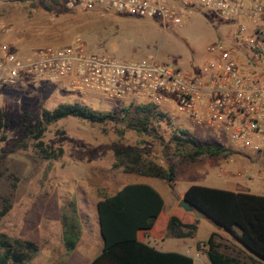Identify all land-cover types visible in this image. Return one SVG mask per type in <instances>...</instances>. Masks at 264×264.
<instances>
[{"label":"rangeland","instance_id":"374dc122","mask_svg":"<svg viewBox=\"0 0 264 264\" xmlns=\"http://www.w3.org/2000/svg\"><path fill=\"white\" fill-rule=\"evenodd\" d=\"M236 26L200 7L182 24L173 26L115 13L101 16L68 11L60 5L45 12L39 0H0V44L22 55L42 46L66 45L79 37L88 54L198 72L209 56L210 45L238 42ZM130 101L71 92L65 81L22 78L9 86L0 84V109L7 123L0 141V199L8 198L10 202V210L0 220V232L36 244L37 252L27 264H89L98 254L101 239L95 203L125 184L144 179L111 168L114 147L145 153L159 166L172 168L171 182L147 180L164 202L162 217L178 204L190 185L264 193L256 177L257 171L263 170L260 159L250 163L238 158L228 150L234 145L225 135L197 126L172 110L166 113L167 125L161 123L157 130L161 140L125 130L118 118L119 110L128 107ZM58 104H78L96 112H109L116 118L94 124L66 117L46 126L41 140L52 148L60 147L62 155L56 160H43L26 136L28 129L36 125L40 111L52 110ZM174 128L193 135L199 144L218 145L224 152L217 157L203 155L189 160L183 151L167 144ZM248 169L253 176L250 183L243 179ZM236 172L243 178L235 176ZM172 211L182 212L178 207ZM61 215L75 225L72 250L61 238ZM198 222L196 240L204 239L207 229L222 230L214 228L207 218Z\"/></svg>","mask_w":264,"mask_h":264},{"label":"built area","instance_id":"2783aa9c","mask_svg":"<svg viewBox=\"0 0 264 264\" xmlns=\"http://www.w3.org/2000/svg\"><path fill=\"white\" fill-rule=\"evenodd\" d=\"M60 4L68 11L115 13L173 26L200 7L237 23L238 42L210 45L198 72L88 54L79 37L25 55L0 44L2 86L22 78L65 81L71 92L149 103L225 135L239 153L264 159V0H61ZM262 168L256 173L259 182L264 181ZM244 173L251 182L249 169Z\"/></svg>","mask_w":264,"mask_h":264},{"label":"trees","instance_id":"16d2710c","mask_svg":"<svg viewBox=\"0 0 264 264\" xmlns=\"http://www.w3.org/2000/svg\"><path fill=\"white\" fill-rule=\"evenodd\" d=\"M24 2L27 0H6ZM61 0H39L45 12H51L61 6ZM62 7V6H61ZM73 117L94 124L115 121L116 116L107 112L100 113L78 104H58L52 110H41L39 119L32 129H28L27 139L36 155L43 160H56L62 155L60 147L52 148L41 139L46 126L56 121ZM119 120L125 130L138 135L156 136L161 123L167 125L166 113L149 103L130 101L128 107L119 110ZM166 122V123H165ZM7 127L0 109V141L1 132ZM22 141H19V144ZM167 144L177 151H183L185 158L193 160L200 156L217 157L224 150L214 144H199L195 137L180 128L171 130ZM111 168L139 177L172 181L171 167L163 168L149 159L145 153L114 147L111 150ZM182 199L192 208L199 211L207 219L230 232L241 247L249 254L251 262L240 263L238 260L220 252L222 248L219 237L211 233L208 238L197 244L202 246L209 264H264V195L249 192H233L196 185L188 186ZM163 201L160 195L146 184H126L111 195L103 196L95 203L98 232L101 236L99 254L89 264H193L189 256L175 252H159L141 242L139 234L149 232L154 222L161 220ZM10 210L8 198L0 199V220ZM169 228L173 224L190 229V225L181 224L188 221L185 213L172 211ZM62 227L64 245L72 250L76 238L73 221L64 215L59 216ZM192 220V219H191ZM158 226V225H156ZM154 226L153 239H160L162 231ZM190 234L178 236L188 237ZM71 240V241H69ZM218 240V241H216ZM37 252L34 242L10 237L0 232V264H27Z\"/></svg>","mask_w":264,"mask_h":264},{"label":"crops","instance_id":"0c3cea01","mask_svg":"<svg viewBox=\"0 0 264 264\" xmlns=\"http://www.w3.org/2000/svg\"><path fill=\"white\" fill-rule=\"evenodd\" d=\"M228 150L232 151V153L234 155H236L238 158L245 159V160L249 161L250 163H257L256 160L260 159L262 161L261 163L263 165V166L262 165L261 166L264 167V159L253 157V156H250L249 154L248 155L247 154L246 155L241 154L238 152V149L235 146L228 148ZM235 176L242 177V176L238 175V172L235 173ZM243 179L245 180V178H243ZM147 180H149V178H146V179L144 178L143 181H141V182H130L129 184H136V183L146 184V185H149L150 187H152L154 189L155 187ZM246 182H249V181H246ZM259 183H261L260 189H262L264 191V181L259 182ZM220 190L233 191V192H246V191L240 190L238 188H236V189H220ZM251 194H263L264 195V193H251ZM163 207H164V202H163ZM163 207H162V210H163ZM176 207H177V205L175 207L171 206V209L169 210L168 214L165 215L163 219H161L159 221L157 220V222L155 221L152 229L149 232H147L145 234H139L138 235L139 240L141 242L153 247L155 250H157L159 252H175V253H179V254L189 256L192 259L193 264H209V261L205 255V253H204V248L202 246L197 247L196 245L204 242L211 233H215L218 235L219 241L222 243L221 245H223L222 248H219L221 253H223L226 256L229 255V257H232V258L238 260L240 263L251 262L250 259L248 258L249 257L248 252L241 247V245L237 242L235 237L232 234H230L229 231L226 232L222 228H221L222 230H220V232H215L211 229H207L206 230L207 234H206L205 238L202 240H196L194 233L196 232V229H197V226L199 223L198 220H205V218L204 217L196 218L194 216L193 211L185 212L181 209L182 212L187 214V217L189 218V220L188 221H181L180 220V222H181V224L184 223L185 225H190V229L181 227L180 224L179 225L173 224L169 228L168 221H169V218L173 215L172 210ZM96 219H97V217H96ZM210 222L212 224H214V228L215 227L220 228L218 225H216L212 221H210ZM156 225H158V227H159L158 229L162 231L161 238L158 240L151 238L149 235V234H153L157 230L156 229L154 231V226L156 227ZM187 232H188V234H190L188 237L178 236L180 234H185ZM99 252H98V254H99ZM97 255H95L94 257H96ZM94 257H92V259Z\"/></svg>","mask_w":264,"mask_h":264},{"label":"water","instance_id":"95a60500","mask_svg":"<svg viewBox=\"0 0 264 264\" xmlns=\"http://www.w3.org/2000/svg\"><path fill=\"white\" fill-rule=\"evenodd\" d=\"M177 207L182 209L183 211L185 212H191L193 211L194 212V216L196 218H201V217H204L206 218L203 214H201L199 211H197L196 209L192 208L191 206H189L183 199H181L178 204H177ZM100 236V234H99ZM100 239H101V236H100Z\"/></svg>","mask_w":264,"mask_h":264}]
</instances>
